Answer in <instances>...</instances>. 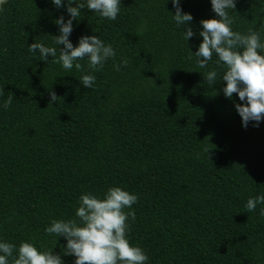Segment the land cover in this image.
Masks as SVG:
<instances>
[{
  "label": "trees",
  "instance_id": "1",
  "mask_svg": "<svg viewBox=\"0 0 264 264\" xmlns=\"http://www.w3.org/2000/svg\"><path fill=\"white\" fill-rule=\"evenodd\" d=\"M66 8L7 0L0 10V239L54 249L74 264L62 255L64 238L45 227L78 222L82 194L121 187L138 197L127 239L148 264H264V205L244 207L264 195V121L242 127V102L223 94L224 66L215 55L205 69L196 63L200 22L218 19L210 0H181L193 16L188 43L171 0H122L115 21L82 10L73 45L97 35L116 52L90 73L93 89L75 68L28 53L36 39L53 46ZM234 12L233 31H258L264 0H236ZM209 70L218 74L214 88L203 77Z\"/></svg>",
  "mask_w": 264,
  "mask_h": 264
},
{
  "label": "clouds",
  "instance_id": "2",
  "mask_svg": "<svg viewBox=\"0 0 264 264\" xmlns=\"http://www.w3.org/2000/svg\"><path fill=\"white\" fill-rule=\"evenodd\" d=\"M57 9L67 4L69 18L64 16L55 20L59 28V35L54 37L53 46H46L36 39L27 46L30 55H36L37 50L41 61L52 62L61 66L64 71L73 68L81 72L78 79L85 88L93 89L96 83L95 75L90 73L99 71L105 62L114 59L116 52L111 44L105 43L99 36H82L76 46L70 40L73 32V21L77 20L82 10H88L102 19L115 21L120 14L122 0H50ZM175 7L172 19L178 26H183V39L189 41L194 36L191 22L193 16L180 8L181 0H171ZM211 10L217 18L206 19L200 22L202 30L199 37L202 42L195 52L196 63L205 69L215 55L218 65L226 69L220 81L226 84L223 94L232 99L235 93L242 103L235 108L241 117V126L247 128L250 122L258 127L264 121V23L258 31L250 30L244 35L232 30L233 15L236 0H210ZM7 4V0H0V10ZM76 6L73 7L72 5ZM61 46H63L61 48ZM59 51V54H58ZM190 53H192L190 51ZM193 54V53H192ZM80 61H85L89 72L85 73ZM126 64V61H121ZM121 65H114L119 71ZM217 72L209 70L203 74L209 88L217 84ZM51 100L57 97L53 93ZM11 103V98L4 102L5 109ZM51 105V104H50ZM207 150V149H206ZM138 202L134 193L121 187H109L103 196L92 193L82 194L75 209V219L50 221L44 231L54 236L58 241L64 238L66 246L63 256L75 257L74 264H148V256L139 246H133L127 239L130 223L135 221L133 205ZM257 205H264V195L250 197L244 207L247 212H254ZM127 209V211H126ZM260 215L264 216V208ZM16 255L13 256V252ZM54 250V249H53ZM53 250L38 248L33 243L24 241L17 247L0 239V264H64L61 255L54 254Z\"/></svg>",
  "mask_w": 264,
  "mask_h": 264
}]
</instances>
